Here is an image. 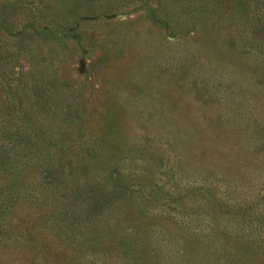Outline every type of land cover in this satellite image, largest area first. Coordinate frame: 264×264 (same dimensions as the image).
<instances>
[{"label":"rangeland","instance_id":"obj_1","mask_svg":"<svg viewBox=\"0 0 264 264\" xmlns=\"http://www.w3.org/2000/svg\"><path fill=\"white\" fill-rule=\"evenodd\" d=\"M0 264H264V0H0Z\"/></svg>","mask_w":264,"mask_h":264}]
</instances>
